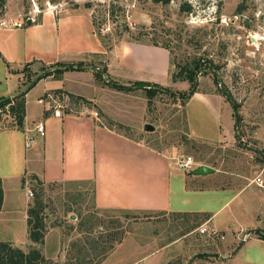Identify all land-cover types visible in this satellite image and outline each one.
I'll return each mask as SVG.
<instances>
[{
	"label": "rangeland",
	"instance_id": "obj_1",
	"mask_svg": "<svg viewBox=\"0 0 264 264\" xmlns=\"http://www.w3.org/2000/svg\"><path fill=\"white\" fill-rule=\"evenodd\" d=\"M47 1L58 5L56 16L77 12L91 15L103 52L86 55V71H71L62 80L40 84L28 97L31 112H39L43 107L39 94L44 86H64L93 100L87 102L86 97L79 94H74L72 98L64 89H55L56 95H50L72 111H83V106L95 108L104 124L169 155L174 161L173 176L190 172L180 168L176 159L191 155L196 165L207 163L219 168L211 173L214 178L211 183L233 186L223 190L222 195L235 194V183L240 180L236 175L227 174L226 170L233 167V162L241 163L239 169L244 174L245 184H249L238 194L232 207L227 206L217 214L216 221L219 223H227L230 219L228 226L232 228L220 230L225 238H211L201 233L199 229L206 221H196L183 214L99 210L94 204L92 185L89 183L45 184L44 199L50 228H60L64 237L60 255L55 259L58 262L54 264H66L76 253L74 243L80 239L85 241L87 236L96 239L106 237L107 250L126 239V247H131L128 245L132 241H150L154 250L152 262L174 255L167 263L179 260L183 264H193L197 254L204 250L225 253L222 247L233 242L235 237V245L240 244V247L236 246V259L229 264H264L263 240L248 236L242 244L250 229L264 230V203L259 194L264 193V189L251 184L254 175L258 174L251 165L264 156V0H171L167 4L155 0H39V4L46 8ZM241 2L246 10L237 13ZM183 3L189 4L191 10L184 11ZM31 9L28 0H6L0 17H18L20 13L30 15ZM224 15L231 18L229 24L219 23ZM136 37L146 44H151L150 37H155L161 44L168 45L170 51L167 55L155 54L163 71H156L159 74L156 78L159 79L158 82L151 81V86L155 87L158 83L162 87L152 98L142 88L130 92L113 89L95 75L109 61L112 62V72L103 71L105 79L131 86L139 78L138 72L122 68L116 61L122 44ZM138 54L141 60L151 61L146 52ZM84 56L74 54L67 60L77 62ZM200 56L206 60L203 72L198 76L201 90L210 87L220 95L223 90L237 102V124L233 105L224 95L227 101L223 105L197 96L187 101L181 97V93L189 90L190 84L188 81L174 82L172 73L180 63ZM49 68V65L36 62L25 64L21 73L26 87L30 79ZM144 78L148 79L147 76ZM5 120L6 126L9 125V118ZM146 124H152L154 130H145ZM29 188L33 196H29ZM24 191L23 195L32 202L34 184L29 181ZM231 211L236 216H231ZM78 215L83 217L82 221L89 218L82 232L79 230ZM108 235L112 236L111 240H108ZM174 240L178 242H172ZM53 245L55 237L51 235L47 248L52 249ZM181 245L184 251L175 255ZM162 246L165 247L155 251ZM231 249L226 252L231 254ZM212 254L220 262L223 259L218 253ZM121 264H131V261Z\"/></svg>",
	"mask_w": 264,
	"mask_h": 264
},
{
	"label": "crops",
	"instance_id": "obj_2",
	"mask_svg": "<svg viewBox=\"0 0 264 264\" xmlns=\"http://www.w3.org/2000/svg\"><path fill=\"white\" fill-rule=\"evenodd\" d=\"M9 17L16 18V16H6ZM101 52L103 49L95 32L93 19L84 12L61 16L47 12L34 24L17 27L0 26V97H14L26 88L21 69L27 63L50 65L57 61L75 62L67 60L74 54H85L84 58L78 60L84 61L86 55ZM139 52L149 54L151 61L148 63L146 60H141ZM168 53L170 54V51L165 47L131 40L122 44L116 63L122 68H131L138 72L139 78L136 80L158 82L159 78L156 77H159V74L156 71L163 70L161 62L157 64L155 54L162 56ZM107 66L112 72V62L107 61ZM69 72L71 71L65 72L62 79ZM53 80L57 79L51 76L42 78L26 94V117L21 129L24 131V127H33L37 121L44 120L46 123L44 137L38 138L33 145L27 147L21 129L4 127L0 131V177L3 180L4 191L0 209V240L12 241L24 250L33 245L27 225L30 198L23 195L25 187L29 184L30 175H37L44 184L89 183L92 185L94 204L102 211L123 210L139 214L209 213V218L204 220L208 226L217 227L222 231L232 228L228 226L230 219H227V223H219L216 218L223 208L232 207L238 199V194L249 185L245 184L244 174L239 169L241 163L233 162V167L226 170L230 176L233 174L240 179L235 183L237 184L235 194L227 196L222 195L223 190L233 186L223 184L217 186L211 183L214 179L211 173L196 175L190 171L173 176L174 161L169 155L104 124L103 118L95 108L83 106V111H72L64 105L62 115L56 116L54 110L50 108L51 104L47 102L50 94L56 95L55 89H64L68 95L79 94L87 100H93L76 90H69L64 86L62 88L44 86L39 94V100L46 99L42 103L43 107L39 112H31L28 101L30 93L40 84H47ZM194 96L202 97L207 102L211 99L221 105L227 101L222 95L213 92L210 87L203 91L199 86L192 97ZM203 164L214 168L213 172L219 170L216 166ZM198 166L197 164L196 167ZM251 166L256 171L255 174L258 173L256 176L262 173L264 177V156L258 158ZM256 176L252 178L251 184H257L254 181ZM23 178L26 179L24 186ZM259 194L264 203V193ZM231 216L236 214L233 212ZM233 229L239 230V228ZM62 233L58 227L49 229L42 248L47 258L55 260L59 257L63 247ZM248 234L247 237L261 239L257 228L250 229ZM51 235L55 237V245L52 249H48L47 243ZM126 240L117 244L101 264H121L125 261H131V264H166L175 257L172 255L164 260L152 262L154 250L150 247V241H132L131 245H128L131 247H126ZM245 240L243 238L242 244ZM235 241L234 237L233 242L222 247L225 253L201 251L200 253H205L204 256L197 254L193 264H229L236 259V246L240 247V244L235 245ZM172 242L177 243L178 240ZM83 244L86 245L85 242ZM163 247L165 246L155 251ZM231 247L232 252L228 254L226 250ZM73 249L75 250V247ZM182 251H184L183 245L178 247L175 255H179ZM212 253H218V256L225 260L222 259L220 262Z\"/></svg>",
	"mask_w": 264,
	"mask_h": 264
},
{
	"label": "trees",
	"instance_id": "obj_3",
	"mask_svg": "<svg viewBox=\"0 0 264 264\" xmlns=\"http://www.w3.org/2000/svg\"><path fill=\"white\" fill-rule=\"evenodd\" d=\"M156 2H162L164 4L169 3L171 0H155ZM6 5V0H0V15L4 10ZM182 9L184 11H190L191 6L189 4H182ZM246 10V7L243 3H239L237 6V13H243ZM34 24V22L28 21L26 25ZM150 43L154 45H159L165 48H168V45L164 43H160L156 40L155 37H150ZM134 40L142 42L140 38L136 37ZM204 62H206L205 58L195 57L191 61H188L184 64H179L176 71L172 73V79L174 82L176 81H188L190 84L189 90L181 93V97L185 101L189 100L195 92L198 91L199 88V80L198 76L203 72ZM210 62V61H209ZM85 61L78 62H63L57 61L49 65V69L44 72L38 74L34 79H30V84L17 94L14 97H0V129L4 127H15L14 124H9L7 126H3L1 124L4 119L3 115L5 113H9L13 115L16 119L17 126L19 128H23L26 117V94L27 92L33 88L39 80L42 78L51 76L54 79H62L65 72L68 71H84ZM108 66L105 65L104 69L96 72V77L100 80L104 81L108 86L113 89H117L120 91L130 92L137 88H142L145 90L146 95L149 98H152L157 95L159 87L162 86L158 83H155L157 88L152 87L150 81L144 80H135L131 86L125 85L123 83H119L116 81H111L109 79H105L106 77L103 74V71H107ZM165 90V88H163ZM221 94L226 96L227 100L233 105L234 108V117L236 119V124L239 119V104L227 94L223 90H221ZM69 96L72 98L75 97L73 93H69ZM85 101L88 102L87 99ZM8 106V108H7ZM127 135V134H126ZM128 136V135H127ZM130 137V136H129ZM239 139V137H238ZM30 182L34 184L35 189V197L32 202L29 203V207L27 209V225H28V234L29 238L32 241L33 245L24 250L23 248L14 244V242L9 240H0V264H54V262H58L56 260H52L47 258L43 252V244L45 242V236L47 235L50 225L46 213V201L44 199L45 195V184L37 175H30ZM26 179L23 178V186L25 185ZM55 184V183H49ZM3 180L0 177V209L3 204ZM183 214L186 217H190L193 220H206L209 218V213H199V212H186V213H176ZM89 219V218H87ZM87 219L83 220L82 216L78 215L79 220V230L82 232L84 230L83 226L88 224ZM90 233V232H89ZM257 233L259 237L264 240V230L257 229ZM108 240H111L112 236L108 235ZM106 237H89L80 239L79 242L74 244L76 249V253L72 255L71 258L68 259L66 264H101L109 255V253L115 248V246L111 247L109 250L106 249V243L104 242ZM83 242L86 243L83 244ZM121 242V241H120ZM118 242V243H120ZM82 243V244H81ZM205 253H200V256H204ZM56 264V263H55ZM62 264V263H61ZM167 264H183L181 261H171Z\"/></svg>",
	"mask_w": 264,
	"mask_h": 264
},
{
	"label": "built area",
	"instance_id": "obj_4",
	"mask_svg": "<svg viewBox=\"0 0 264 264\" xmlns=\"http://www.w3.org/2000/svg\"><path fill=\"white\" fill-rule=\"evenodd\" d=\"M28 2H30L32 9L30 10L29 14L30 15H23V14H19L18 17L13 18V17H9L6 18V16H2L0 17V26H4V27H17V26H23L24 23L27 24L28 21L37 23L39 17L47 12H52L55 14H58L57 12V7L58 5L51 3L49 1H47V6L46 8L42 7L39 4V0H28ZM6 7V5H5ZM25 17H27L26 22ZM231 22V18H229L228 16H222L220 17V24L224 25V24H229ZM46 99L41 98L40 102L44 103ZM48 103L51 104L50 108L54 110V114L56 116H61L62 115V110L64 108V104L56 99V97L49 95V99L47 100ZM8 108V106H7ZM4 119L2 120L1 124L3 126H6V117L9 118L8 122H10V124H14L15 127L17 126V122L16 119L13 115L9 114V113H5L3 115ZM35 132V133H33ZM24 133H25V145L28 147L30 146L37 137H44L46 135V123L44 120H39L35 123V125L33 127H24ZM176 163L177 165L182 168V169H186V170H193L194 168H196V162L193 158V156L188 155V156H183L180 158L176 159ZM254 181L264 189V177L262 176V173H260L259 175H257L254 178ZM28 188V185H27ZM28 194L29 196H33V191L31 190V188L28 189ZM199 231L201 233H206L208 234L211 238H225V234H223L222 232H220V230L217 227L214 226H208L207 223L201 225ZM247 238V235L244 237V239Z\"/></svg>",
	"mask_w": 264,
	"mask_h": 264
},
{
	"label": "water",
	"instance_id": "obj_5",
	"mask_svg": "<svg viewBox=\"0 0 264 264\" xmlns=\"http://www.w3.org/2000/svg\"><path fill=\"white\" fill-rule=\"evenodd\" d=\"M154 126L152 124H146L145 125V130L147 131H152L154 130ZM214 171V168L208 166V165H200L196 168H194L191 173L192 174H196V175H206V174H209V173H212ZM73 218H75V215H72Z\"/></svg>",
	"mask_w": 264,
	"mask_h": 264
}]
</instances>
